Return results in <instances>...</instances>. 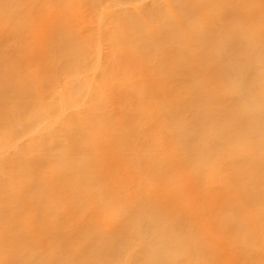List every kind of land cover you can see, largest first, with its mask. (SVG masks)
Returning a JSON list of instances; mask_svg holds the SVG:
<instances>
[{"label": "bare ground", "instance_id": "6f19581e", "mask_svg": "<svg viewBox=\"0 0 264 264\" xmlns=\"http://www.w3.org/2000/svg\"><path fill=\"white\" fill-rule=\"evenodd\" d=\"M0 264H264V0H0Z\"/></svg>", "mask_w": 264, "mask_h": 264}, {"label": "rangeland", "instance_id": "374dc122", "mask_svg": "<svg viewBox=\"0 0 264 264\" xmlns=\"http://www.w3.org/2000/svg\"><path fill=\"white\" fill-rule=\"evenodd\" d=\"M83 39V38H82Z\"/></svg>", "mask_w": 264, "mask_h": 264}]
</instances>
